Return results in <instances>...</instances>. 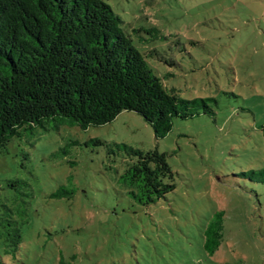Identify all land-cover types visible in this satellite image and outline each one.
I'll list each match as a JSON object with an SVG mask.
<instances>
[{"label": "rangeland", "instance_id": "1", "mask_svg": "<svg viewBox=\"0 0 264 264\" xmlns=\"http://www.w3.org/2000/svg\"><path fill=\"white\" fill-rule=\"evenodd\" d=\"M164 87L208 99L163 138L134 111L81 129L48 122L0 153L29 183L21 242L7 264H264V0H104ZM154 29V30H153ZM115 144L165 153L174 189L142 206L116 191ZM113 150V153L110 152ZM221 213L211 256L204 230Z\"/></svg>", "mask_w": 264, "mask_h": 264}, {"label": "trees", "instance_id": "2", "mask_svg": "<svg viewBox=\"0 0 264 264\" xmlns=\"http://www.w3.org/2000/svg\"><path fill=\"white\" fill-rule=\"evenodd\" d=\"M208 101L168 91L104 0H0V153L14 137L48 122L85 129L124 110L141 115L163 138L174 117L211 113ZM115 148L129 159L114 178L116 191L147 206L174 189L165 153ZM6 186L13 193L0 196V264L21 242L19 224L33 196L24 180L9 179ZM221 227L217 213L204 230L210 256L220 245Z\"/></svg>", "mask_w": 264, "mask_h": 264}]
</instances>
